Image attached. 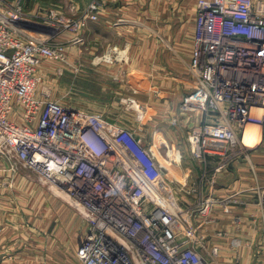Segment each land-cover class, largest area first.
<instances>
[{
	"label": "built area",
	"instance_id": "1",
	"mask_svg": "<svg viewBox=\"0 0 264 264\" xmlns=\"http://www.w3.org/2000/svg\"><path fill=\"white\" fill-rule=\"evenodd\" d=\"M99 4L89 0L68 21L75 45ZM195 7L193 81L180 105L200 112L186 132L189 157L201 170L215 160L218 172L240 152L242 131L256 120L252 108L264 105V0H196ZM32 15L22 0H0V158L61 192L82 218V264H207L195 221L215 204L228 211L229 197L188 186L192 165L172 147L162 157V136L146 144L95 113L38 96V65L62 60L64 47ZM180 192L193 202L180 205ZM262 234L264 245V226Z\"/></svg>",
	"mask_w": 264,
	"mask_h": 264
},
{
	"label": "rangeland",
	"instance_id": "2",
	"mask_svg": "<svg viewBox=\"0 0 264 264\" xmlns=\"http://www.w3.org/2000/svg\"><path fill=\"white\" fill-rule=\"evenodd\" d=\"M22 1L24 10L33 14L30 16L32 20L41 22L53 34V44L64 47L62 60L44 58L38 65V96L47 94L60 104L98 114L109 124L131 132L138 141L146 144H152L158 135L162 136L166 140L165 145H159L158 152L162 157L164 150L172 147L180 150L183 165L196 164L188 154L186 132L190 125L199 121L200 112L181 109L183 89L172 80V76L161 74L159 61L147 57L143 69L142 60H136L132 54L141 50L146 56L149 54L151 39L156 38L150 30L155 29L160 13L156 0H145V46L136 48V22L116 23L128 28L129 31L123 34L131 42L125 47L122 45L121 55L124 57L121 61L114 60L110 50L112 35L116 32L103 33L97 42L98 49L91 48L95 41L87 35L91 20L80 32L85 39L76 45L73 43L74 32L67 26L68 21L77 19L86 4L75 11L69 0H39L42 7L34 11L29 1ZM189 2L191 0H176L178 26L186 20L185 8L189 7ZM54 26L58 29L52 28ZM101 42L102 49L99 47ZM95 53L99 54L96 60L92 59ZM11 164L0 158V264H82L76 256L78 241L75 234L77 226L80 232L84 229L82 218L61 192L40 183L36 174L17 162L16 169H10ZM192 180L187 179L188 186L194 184L200 191L206 190L205 185L198 183L199 173L195 182ZM180 195L188 193H177V198ZM178 202L186 204H182L181 198ZM216 206L223 210V205L215 204L211 212ZM208 216L197 217L195 221L197 231L203 237L200 254L207 264H234L231 253L221 255L218 251L217 245H223L222 231L218 232L208 224ZM251 256L249 264H264L263 249L256 248Z\"/></svg>",
	"mask_w": 264,
	"mask_h": 264
},
{
	"label": "crops",
	"instance_id": "3",
	"mask_svg": "<svg viewBox=\"0 0 264 264\" xmlns=\"http://www.w3.org/2000/svg\"><path fill=\"white\" fill-rule=\"evenodd\" d=\"M25 1H29L28 4L34 11H38L42 7L39 0ZM195 1L189 2V7L185 8L186 15L184 14L186 20L183 25L178 26L177 17L179 13H177L176 0H156V6H158L160 13L158 21L155 23L156 30H150L156 38L151 39L148 48L149 54L146 56L142 50L140 53L139 51L132 53L133 58L138 61L142 60V68L147 57L159 61L158 69L161 74L167 77L172 76V80L183 89V93L190 90V83L193 81L188 69V62L191 58L194 35ZM69 2L76 11V9L81 8V5H87L89 0H69ZM99 2L97 19L91 20L87 28L88 38L95 40L91 48L98 49L97 42L103 33L106 35L109 32H116L112 35L110 50L112 49L113 59L121 61L124 57L121 55L123 47L131 42L123 34L129 31L128 28H123L124 26L116 23H128L130 20L136 22V37L138 38L135 39V45L137 50L141 45H146L143 32L146 24L144 18L145 0H99ZM82 36L85 39L83 34ZM101 44L102 42L99 47L102 49ZM122 45L124 46L122 47ZM105 47L108 48V46ZM96 53L94 56L91 54L92 59L98 58L99 54ZM117 66H121V64ZM250 144V147L253 148L231 154L226 163L227 167L218 172L213 171L215 160L205 164L204 170H201L197 164L191 166L192 181L195 182L199 173L198 183L206 187L207 191L201 192L204 194L208 192L218 198L229 197V210L223 211L216 206L207 220L208 224L218 229V232L222 231L223 245L220 247L217 245V249L221 255L225 252L231 253L234 264H249L252 258L251 254L256 248L257 250H264L261 234L264 226V116L261 127L251 138ZM206 181H210L212 184ZM179 198L183 201L182 204H189L194 200L192 195H180ZM83 232L84 229L80 232L79 226L75 228L76 241H80Z\"/></svg>",
	"mask_w": 264,
	"mask_h": 264
},
{
	"label": "bare ground",
	"instance_id": "4",
	"mask_svg": "<svg viewBox=\"0 0 264 264\" xmlns=\"http://www.w3.org/2000/svg\"><path fill=\"white\" fill-rule=\"evenodd\" d=\"M263 103H264V100H263ZM251 116L256 120L248 121L247 124L245 125L242 131V135H241L242 136V141H241L242 147L240 148V150H248V148H251L250 140L252 137H254L256 132L261 127V121L264 116V105L252 108Z\"/></svg>",
	"mask_w": 264,
	"mask_h": 264
}]
</instances>
